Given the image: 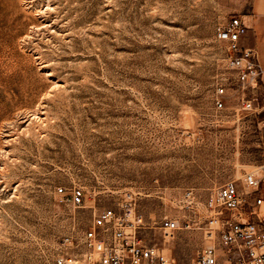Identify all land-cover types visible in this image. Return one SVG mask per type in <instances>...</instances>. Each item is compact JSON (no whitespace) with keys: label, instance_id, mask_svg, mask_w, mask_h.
<instances>
[{"label":"rangeland","instance_id":"obj_1","mask_svg":"<svg viewBox=\"0 0 264 264\" xmlns=\"http://www.w3.org/2000/svg\"><path fill=\"white\" fill-rule=\"evenodd\" d=\"M238 2L0 0V264L80 258L95 213L130 195L140 238L195 264L188 190L203 203L264 163V112L213 103L229 76L216 28ZM167 216L191 227L165 234Z\"/></svg>","mask_w":264,"mask_h":264},{"label":"built area","instance_id":"obj_2","mask_svg":"<svg viewBox=\"0 0 264 264\" xmlns=\"http://www.w3.org/2000/svg\"><path fill=\"white\" fill-rule=\"evenodd\" d=\"M250 29L240 14H232L216 28V40L226 52L224 62L229 72L216 86L213 103L217 111L230 114L243 110L256 116L264 112V70L259 53L242 44ZM194 191L189 189L187 195L204 220L200 223L205 224L207 240L195 264H264V163L245 172L241 179L213 188L203 203ZM56 194L77 205L84 199L85 189L75 186L69 191L58 186ZM135 205L136 198L130 195L120 210L104 208L95 213L89 228L76 241V249L83 250L81 257L62 255L56 264H177L172 254L140 238L144 224ZM190 227V222L178 216H167L161 224L165 234Z\"/></svg>","mask_w":264,"mask_h":264},{"label":"crops","instance_id":"obj_3","mask_svg":"<svg viewBox=\"0 0 264 264\" xmlns=\"http://www.w3.org/2000/svg\"><path fill=\"white\" fill-rule=\"evenodd\" d=\"M234 9L251 26V29L242 38V44L258 50L260 62L264 70V0H239Z\"/></svg>","mask_w":264,"mask_h":264},{"label":"bare ground","instance_id":"obj_4","mask_svg":"<svg viewBox=\"0 0 264 264\" xmlns=\"http://www.w3.org/2000/svg\"><path fill=\"white\" fill-rule=\"evenodd\" d=\"M170 233H171V232H170ZM170 233H169V234H170ZM169 234H168V235H169Z\"/></svg>","mask_w":264,"mask_h":264}]
</instances>
